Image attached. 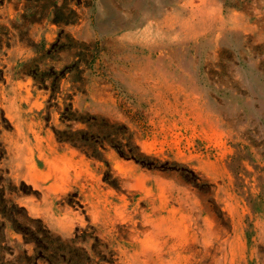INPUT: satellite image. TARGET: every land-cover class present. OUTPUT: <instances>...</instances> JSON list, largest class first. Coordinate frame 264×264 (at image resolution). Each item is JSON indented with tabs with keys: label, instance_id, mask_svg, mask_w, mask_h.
I'll return each mask as SVG.
<instances>
[{
	"label": "rangeland",
	"instance_id": "obj_1",
	"mask_svg": "<svg viewBox=\"0 0 264 264\" xmlns=\"http://www.w3.org/2000/svg\"><path fill=\"white\" fill-rule=\"evenodd\" d=\"M170 1L0 0V264H139L143 214L171 210L210 243L192 263L241 241L232 264H264V0ZM25 138L42 172L39 147L80 163L35 179Z\"/></svg>",
	"mask_w": 264,
	"mask_h": 264
},
{
	"label": "bare ground",
	"instance_id": "obj_2",
	"mask_svg": "<svg viewBox=\"0 0 264 264\" xmlns=\"http://www.w3.org/2000/svg\"><path fill=\"white\" fill-rule=\"evenodd\" d=\"M169 2H172V1L169 0ZM211 4L213 5V11H214V13L212 14V17H211L210 13H205V11H204L205 9H203V7H201L198 4L193 3L192 9L194 10V8H195V9L199 10L201 12V15H203L202 16V19H203L202 25L204 24L206 27H209V26H211L213 19H214L216 21L218 20V22L220 23L221 26H224L225 19L223 17L222 6L218 5V3H216L215 1L212 2ZM190 5H191V2H189L188 6H190ZM197 5H198V7H197ZM204 8H206V7H204ZM231 21H234L235 25H236L239 22L238 16L235 15L234 17H232ZM200 22L201 21H199L197 24H199ZM191 28H192V26H191ZM220 28H222V27H220ZM159 63H160V61H159ZM156 65H155V67H156ZM13 90L15 93L17 92V93L21 94L23 100L27 101V103H32L34 101L33 100L34 94L32 93V89L30 88L29 81L19 79L14 84ZM35 96H36V94H35ZM43 97H41V98H43ZM36 100H38V98H36ZM34 104L36 105L37 103L34 102ZM38 105H39V103H38ZM206 124L207 125H213V123H211L208 120H206ZM33 132H34L35 139H39L40 133L38 131H35V130ZM51 134H52V131H51ZM24 141H25V145H23V148L21 149V152H20V157H21L22 162H23L22 165L26 166L29 174L35 179H40V180L44 179L45 180L49 176H52L54 174L55 175L62 174V175L68 176L67 166L69 164L74 165V164L80 163L78 160V157H77V152L74 150H71V149L67 150L62 155H60V154L54 153V152L51 154L46 153L45 151H43V149L41 147H39V149H38L39 158L42 159L43 163L47 166V171L42 172L39 168V163L36 159L37 155H35L32 147L29 146V140L25 138ZM87 171L91 176V173L89 172L88 169H87ZM144 179L150 180V178H145L144 176H140L138 180H141V181H140V184L137 183V185H139L142 189H146L144 191H146V193L151 198L152 209L154 211L153 213H157V210L159 209V200L164 205H166L168 203V198L166 197L165 190H164L165 186H164V184H162V182H160L158 179H156L155 183H153V184H155L156 189H158V190H153V189L151 190L150 188H146V184H145ZM53 187H55V185L48 187V188L53 189ZM159 191H160V194H159ZM114 213H116V212H114ZM176 213L177 212H174L173 210H171L168 216H161L159 218L158 217L155 218L151 214L150 215L149 214H143L146 222L149 223V225H150V229L146 232H143L142 234L140 232H138V233L136 232L133 236V242H132L133 250H134L133 251V257L139 261V264H157V263L165 264V262H167L169 264H195V263H192L191 260L197 261L196 257L193 258V256L196 254L190 253V254H192V255H190V254H186L184 252L186 251L185 250L186 248H191L192 246H194L199 241L204 246V250H203L204 252H203V254H201V256L203 258H205L207 256L208 251H209V247H210L209 241L207 239L199 240V238L196 235L191 236L193 239V240H191L190 239L191 237L189 238V236H187L189 226L187 225L184 217L182 215L177 216ZM173 236H176L177 240H174L173 243H171V242H169V239L173 238ZM227 241L223 242L222 246L223 245L225 246V243ZM167 245H169V248L167 250H165L164 247H166ZM241 245H242V243H241V241H239V244H237V245H235L234 243H231L229 246L230 247L229 249L224 248L223 257H222L223 262L227 264V262L229 261V258H230V264H232V262L234 261L238 251L240 252V250H241ZM196 250H195V252H196ZM164 252H168V253L174 252L176 255L174 257H172L171 259H167L164 256L165 255ZM198 253H200V251H198Z\"/></svg>",
	"mask_w": 264,
	"mask_h": 264
}]
</instances>
